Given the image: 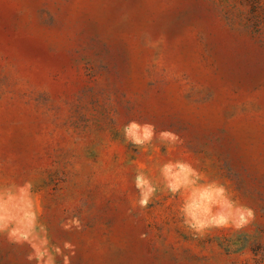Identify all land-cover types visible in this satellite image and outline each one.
Here are the masks:
<instances>
[{
  "label": "rangeland",
  "instance_id": "rangeland-1",
  "mask_svg": "<svg viewBox=\"0 0 264 264\" xmlns=\"http://www.w3.org/2000/svg\"><path fill=\"white\" fill-rule=\"evenodd\" d=\"M0 264H264V0H0Z\"/></svg>",
  "mask_w": 264,
  "mask_h": 264
}]
</instances>
